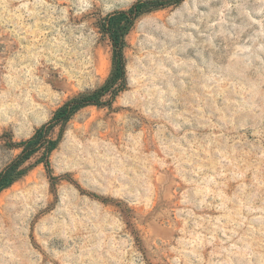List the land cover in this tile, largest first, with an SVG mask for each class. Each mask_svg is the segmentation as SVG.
Wrapping results in <instances>:
<instances>
[{"label": "rangeland", "instance_id": "374dc122", "mask_svg": "<svg viewBox=\"0 0 264 264\" xmlns=\"http://www.w3.org/2000/svg\"><path fill=\"white\" fill-rule=\"evenodd\" d=\"M136 1L0 0V171L103 85L99 23ZM123 54L111 107L0 192V264H264V0L142 14Z\"/></svg>", "mask_w": 264, "mask_h": 264}, {"label": "trees", "instance_id": "16d2710c", "mask_svg": "<svg viewBox=\"0 0 264 264\" xmlns=\"http://www.w3.org/2000/svg\"><path fill=\"white\" fill-rule=\"evenodd\" d=\"M184 0H138L128 10L119 11L103 18L99 23L100 31L111 45V70L108 78L98 89L80 94L67 100L53 114L49 122L38 128L31 138L20 142L16 148L19 154L0 171V192L23 177L31 165L29 160L38 156L36 163H41L49 171V154L56 148L65 127L74 114L87 106L111 107L117 95L127 87L125 70V36L132 23L142 14L169 6H176ZM58 129L56 138L51 137Z\"/></svg>", "mask_w": 264, "mask_h": 264}]
</instances>
